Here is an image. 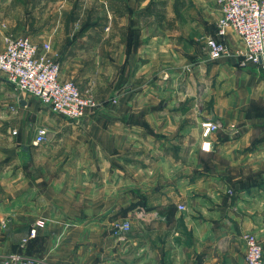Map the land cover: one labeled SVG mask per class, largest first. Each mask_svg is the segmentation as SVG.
<instances>
[{
	"label": "crops",
	"instance_id": "crops-1",
	"mask_svg": "<svg viewBox=\"0 0 264 264\" xmlns=\"http://www.w3.org/2000/svg\"><path fill=\"white\" fill-rule=\"evenodd\" d=\"M192 2L0 0V50L6 37L49 43L60 78L99 103L72 120L0 73V255L244 264L247 235L264 245V59H211L220 10ZM226 39L244 51L232 29ZM205 120L221 125L209 150ZM116 221L130 231L113 235Z\"/></svg>",
	"mask_w": 264,
	"mask_h": 264
},
{
	"label": "built area",
	"instance_id": "built-area-1",
	"mask_svg": "<svg viewBox=\"0 0 264 264\" xmlns=\"http://www.w3.org/2000/svg\"><path fill=\"white\" fill-rule=\"evenodd\" d=\"M220 10L215 36L208 37L206 43L211 59L238 56L241 65L259 64L264 59V0H216ZM232 29L244 43V51L234 52L226 36ZM51 45L42 47L35 44L29 36L6 37L5 48L0 50V73H3L19 91L35 96L53 111L66 118H83L88 111L98 107V101L90 88L82 92L73 80L60 78V63L50 55ZM202 128V149L211 147L212 133L221 128L218 122L205 120ZM49 130L37 128L34 143L42 144L48 140ZM180 209L185 205L180 204ZM10 219H3L6 227ZM45 219H38L29 229L23 242L36 237L38 230L45 227ZM130 231L129 221H116L112 232L115 236L126 235ZM0 264H40L34 257L11 253L0 255ZM244 264H264V245L254 234L246 237Z\"/></svg>",
	"mask_w": 264,
	"mask_h": 264
},
{
	"label": "rangeland",
	"instance_id": "rangeland-1",
	"mask_svg": "<svg viewBox=\"0 0 264 264\" xmlns=\"http://www.w3.org/2000/svg\"><path fill=\"white\" fill-rule=\"evenodd\" d=\"M184 3H186V4H182L181 6H183V10H184V12H186V8L191 7V4H193V2H192V0H184ZM216 27H217V21H216ZM215 35H216V34H215ZM215 35H214V36H215ZM208 37H211V36H206V38H205V46H206V47H204L205 50H208V49H207V43H206ZM31 40H32V39H31Z\"/></svg>",
	"mask_w": 264,
	"mask_h": 264
}]
</instances>
